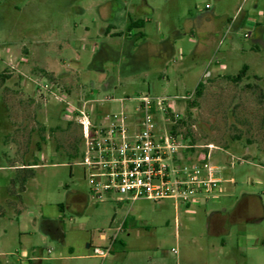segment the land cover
Masks as SVG:
<instances>
[{
	"label": "rangeland",
	"instance_id": "rangeland-1",
	"mask_svg": "<svg viewBox=\"0 0 264 264\" xmlns=\"http://www.w3.org/2000/svg\"><path fill=\"white\" fill-rule=\"evenodd\" d=\"M112 4L0 0V253L6 254L1 264L6 259L19 264L25 251L32 254L35 249L44 251L42 264H101V259L81 257L94 256L95 248H114L124 264H264V44L257 33L258 24H264V0ZM124 6L132 10L131 19L149 20L145 37L128 31ZM109 8L117 14L112 20L103 16ZM240 16H246L244 23L230 30L225 20ZM109 24L116 36L104 35ZM249 32L252 36L246 38ZM145 40L149 48L137 50ZM171 41L175 48L167 51ZM245 65L246 76L231 80ZM38 77L58 83L73 97L93 90L99 99L117 100L187 97L204 81L203 95L191 108L194 96L187 100L173 134L186 145L221 149L213 163L223 192L190 209H177L170 200L95 202L80 166L82 130L63 119L58 102L44 106L33 82ZM103 77L113 82L107 92ZM98 107L104 113L122 109L120 103ZM79 144L78 156H70ZM199 152L194 149L191 161L200 160ZM29 171L35 176L23 186L21 179ZM72 191L89 198L81 211L68 207ZM44 219L60 224L61 240L46 236ZM125 221L127 231L114 246L111 238ZM61 254L69 259L62 260ZM137 258L141 261L130 262Z\"/></svg>",
	"mask_w": 264,
	"mask_h": 264
},
{
	"label": "built area",
	"instance_id": "built-area-1",
	"mask_svg": "<svg viewBox=\"0 0 264 264\" xmlns=\"http://www.w3.org/2000/svg\"><path fill=\"white\" fill-rule=\"evenodd\" d=\"M251 35L249 32L245 37ZM33 82L44 106L51 100L58 102L63 106V119L81 128L80 166L95 202L112 198L132 202L170 200L177 209L181 206L190 209L223 192L222 181L217 177L219 168L213 163L215 153L221 149L213 144L186 145L184 139L173 134V127L183 119L185 103L194 91L187 97L174 99L151 95L99 99L93 90L73 97L45 77ZM112 103H120L121 111L104 113L98 107ZM194 149H201L200 160L191 161ZM122 232L123 225L115 230L112 241ZM110 252L111 249L95 248L94 256L106 259ZM172 253L177 255L178 251L173 249Z\"/></svg>",
	"mask_w": 264,
	"mask_h": 264
},
{
	"label": "crops",
	"instance_id": "crops-1",
	"mask_svg": "<svg viewBox=\"0 0 264 264\" xmlns=\"http://www.w3.org/2000/svg\"><path fill=\"white\" fill-rule=\"evenodd\" d=\"M116 1L117 0H114V1L112 0V2H113L112 5L115 8L117 6V4H115ZM142 6H144L145 8L148 7L147 3H144V5H142ZM120 9H122V8H120ZM123 9H125V12H126V15H124V16H126L125 17V22L127 23V29H128V26H129L130 22L133 20V19L130 18V15H131L132 10H128L127 8H125V6L123 7ZM142 9H139L138 12L142 11ZM205 9L206 10H209L210 7L209 8H205ZM104 10H103V16H104V18L111 19V20H112V18L113 19L116 18L117 14H115V13L111 14L112 10H110V8L107 9L108 12L106 14L104 13L105 12ZM245 19H246V16H240L239 18H236V19H228L227 18L225 20V23H227V25H229V29L230 30H234L235 28H237L240 25H242L244 23ZM133 21H139V20H133ZM142 22H143V27L141 29H133V30H136V35H138V34L140 35L139 36L140 39L143 38V37H145V32H144L145 24L147 22H149V20H146L144 18ZM113 29H114V26L112 24H109L108 27H107V29L103 31L104 35H106V36L109 35L110 37L116 36L117 33H112L111 32ZM132 31H130V33ZM257 33L259 34L258 41L260 43H263L264 44V38H263L264 24L263 23L258 24ZM132 35H134V34H132ZM175 35H179V34H175ZM164 42H165V40L163 41V43ZM167 44H168L167 47H166V50L168 49L167 51H169V48H171L170 50H174L175 47H174V43H172V41L170 43H167ZM149 45H150V43L147 40H145V41L141 42L140 45L136 47V49L142 51L143 49L149 48ZM107 48H109V47H107ZM105 49H106V47H105ZM93 50L97 52L98 51V48L95 47V48H93ZM216 65L217 66H220L221 71H226V66L224 64L216 63ZM212 73H214V72L207 71V75L212 74ZM215 73H218L219 75H222V73H220L218 71H215ZM102 82L104 84L102 86V88H103L104 91L107 92L110 89H112L113 82L106 81V78L105 77L102 78ZM20 85L22 87L25 86V81L21 80ZM88 201H89V198H88V196L85 193L80 192V191H72L70 193V195H69L68 207L69 208H75V209L76 208H79V210L81 211L87 205ZM125 201H117L116 200V202L118 204H122ZM61 207H62L61 208V211H64L65 208L63 206H61ZM122 225L124 227V230L127 231V228H128L127 221L122 222L120 224V226H122ZM125 225H127V228H125ZM41 226L44 229L47 230V232L45 233L47 237H51V238H53L55 240H61V235L63 233L62 232L63 229L61 228L60 224H57L56 221L45 220L44 219L43 222L41 223ZM55 236H57V237H55ZM101 239L104 240V241H107V236L105 234H102L101 235ZM111 241H112V239H111ZM119 241H120L119 239H117L116 243L112 241V244L114 243V246H115L117 244V242H119ZM122 244H124V243L122 242ZM90 247L91 246L89 244L88 245V249H90ZM48 250H51V249H48ZM48 250H47V254L48 255H51L53 253V251L51 253H48ZM68 252L69 253H74V249L72 247H69ZM114 253H115V250L113 248L111 250L109 256L106 259L98 258V257L92 256V255L91 256L90 255L89 256H81V257H85L86 259H92V258L101 259L102 260V263L101 264H124L125 261H123L122 259H117V257H115V255H114ZM5 256H6V254L0 253V257H5ZM60 256H61V259L62 260H68L69 259L68 257L63 256V254H61ZM44 260H45V258H44V251L43 250H39V249H35L32 254L29 253L28 251H25L24 256L23 257L20 256V263L19 264H42ZM140 261H141V259L137 258L136 260L130 261V262H140ZM5 262H6V264H13L12 262H10L7 259L5 260ZM0 264H1V262H0Z\"/></svg>",
	"mask_w": 264,
	"mask_h": 264
},
{
	"label": "trees",
	"instance_id": "trees-1",
	"mask_svg": "<svg viewBox=\"0 0 264 264\" xmlns=\"http://www.w3.org/2000/svg\"><path fill=\"white\" fill-rule=\"evenodd\" d=\"M143 27V22L141 21H131L129 26H128V31H132L133 29H141ZM249 70V67L247 65H245L243 67V69L240 71V73L236 76V77H233L231 78V80H233L234 82H239L241 81L245 76H246V73L247 71ZM205 82L204 81H201L197 87L195 88L194 90V100L190 101L189 103V108H191L192 106L195 105V102L197 99H199L202 95H203V91H204V88H205ZM70 126L72 123H69ZM175 129V128H174ZM42 140L45 141V139L42 137ZM80 146L82 147V144H79V146H75L74 148V154L73 155H70V156H78V153H80ZM38 164H34L32 166H37ZM35 176V171H29L28 175L22 177L21 179V183L23 184V186H26L28 181L32 178H34ZM18 180L17 178L13 179L11 182L12 183H16ZM62 208V207H61ZM21 215V214H20ZM20 215L16 216V217H19ZM1 218H4V216H1ZM125 228H127V225H125ZM117 241V240H116ZM115 241V243H116Z\"/></svg>",
	"mask_w": 264,
	"mask_h": 264
},
{
	"label": "flooded vegetation",
	"instance_id": "flooded-vegetation-1",
	"mask_svg": "<svg viewBox=\"0 0 264 264\" xmlns=\"http://www.w3.org/2000/svg\"><path fill=\"white\" fill-rule=\"evenodd\" d=\"M249 209H250V208H249ZM248 211H249V210H248ZM232 214H233V213H231V214H227L225 217H222V218H223V221H224V220H227V219H230V218L232 217ZM214 219H216V215H215V214L213 215L212 220H211V225H212V226L214 225V224H213V220H214Z\"/></svg>",
	"mask_w": 264,
	"mask_h": 264
}]
</instances>
